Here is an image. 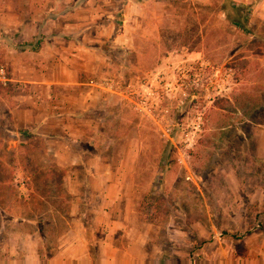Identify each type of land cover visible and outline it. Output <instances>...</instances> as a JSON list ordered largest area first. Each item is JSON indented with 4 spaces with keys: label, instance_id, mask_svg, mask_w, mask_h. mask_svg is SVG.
Masks as SVG:
<instances>
[{
    "label": "rangeland",
    "instance_id": "374dc122",
    "mask_svg": "<svg viewBox=\"0 0 264 264\" xmlns=\"http://www.w3.org/2000/svg\"><path fill=\"white\" fill-rule=\"evenodd\" d=\"M120 3L95 0L89 10H72L90 19L76 35L110 22L108 40L97 43L106 53L102 104L79 110L75 131L121 181L137 215L129 236L149 237L148 257L136 264H222L220 238L236 227L232 235L241 238L263 226L257 199L264 161L236 139L230 146L226 133L240 126L242 111L264 114V0H127L118 14ZM9 9L0 0L7 78L8 44L17 43L15 31L3 26ZM243 15L247 30L231 23ZM23 90L0 82V264H34L37 251L52 264L47 258L66 231L65 212L77 202L65 194L67 179L83 177L54 162L48 137L20 135L10 110L19 108ZM168 151L172 165L162 172Z\"/></svg>",
    "mask_w": 264,
    "mask_h": 264
},
{
    "label": "crops",
    "instance_id": "0c3cea01",
    "mask_svg": "<svg viewBox=\"0 0 264 264\" xmlns=\"http://www.w3.org/2000/svg\"><path fill=\"white\" fill-rule=\"evenodd\" d=\"M76 1L79 0H17L12 6L5 0L10 9L3 22L6 30L15 31L17 43L32 40L39 31L44 35L38 50L8 48V78L24 89L18 98L19 108L10 110L11 119L19 130L31 128L48 137L51 144L48 151L54 162L58 166H72L74 170L78 159L65 139L82 140L75 131V126L82 122L76 119V113L96 108L101 99L99 89L107 88L100 81L106 68V53L97 43L108 40L110 24L107 21L95 25L93 34L76 35L74 31L83 29L90 19L74 15L72 10H89L95 0H81L74 6ZM240 131L251 155L264 159V124L247 121ZM99 157L100 154L90 156L86 161L85 186L91 194L87 204L80 201L84 184L66 176V192L77 202L65 212L66 231L47 258L52 264H136L137 259L148 257L149 237L146 232L129 236L130 222L137 215H133L135 212L123 197L121 181L110 174L107 162L99 163ZM257 201L259 206L264 205V194ZM259 217L262 227L241 238L232 235L237 227L233 228L228 238H220V245L215 243L217 251L226 252L222 264H264V213ZM35 233L42 235L39 230ZM120 236L126 240H119ZM42 255V251H37L34 264H44Z\"/></svg>",
    "mask_w": 264,
    "mask_h": 264
},
{
    "label": "trees",
    "instance_id": "16d2710c",
    "mask_svg": "<svg viewBox=\"0 0 264 264\" xmlns=\"http://www.w3.org/2000/svg\"><path fill=\"white\" fill-rule=\"evenodd\" d=\"M81 0H79L78 2L76 1L75 5L74 6H77V4L80 2ZM127 0H121V3L119 4L120 7L118 6L117 8V12L118 14L121 12V7L123 6V4L126 2ZM138 3H142V1L144 0H134ZM233 4V8L235 9H241L243 8V6H240V5H236L234 3ZM73 7H70L69 9H71ZM243 22H240L239 19H232L231 20V23L234 24L235 26L241 28V29H244V30H247L248 25H249V22H248V17L247 15H243ZM119 22V20H118ZM117 29V27H115ZM44 38V35L39 31L33 38L32 40H29V41H24V42H19V43H16V44H8L10 45L11 47H14L18 50H26V49H29V50H38L40 48V43L42 41V39ZM7 90H11V85L8 84L7 87ZM102 104V100L100 99V101L98 102V105L96 107L100 108ZM241 114L245 117L243 119H241V121L239 122V127L235 126L234 129H231L230 133L228 131H225L224 134L226 132H228V134L226 133V136L228 135L229 138L228 139H232L230 141V146L231 144L235 143L236 141L233 140V139H236L237 141L240 142L241 146L243 145H249V144H246L245 141L242 139V134L240 133L241 131L240 130H244L245 127H246V123L247 121H253V122H256V123H261L262 119L260 118V116H264V114L262 113V111H252V112H248V111H242ZM20 135L25 137V135L27 134H31L32 135H35L36 138H45L46 136L44 135H40L38 133H35V130H32V129H21L19 131ZM65 141L68 143V145L70 146V148L72 149V151L74 152V154L76 155L77 159H78V164L76 165L78 169V171L81 172V176L83 177V179H80L82 185H83V193H82V202L84 204H87L88 201H89V198L91 196L89 190L86 188L85 185L88 184L87 182V177H88V168H87V165H86V161L89 159L90 156H94V155H97V154H100L98 151H93L94 149L91 147V143L89 141H86V140H81V139H68L66 138ZM93 149V150H92ZM170 153L169 151L166 153V155L164 156V159L162 160H165L167 159L168 161V158L170 157ZM261 161H264V159H261ZM171 163L168 161L167 162V165H166V168L165 169H162V172L168 170L169 168H171ZM24 171L28 174H31L32 175V172H31V169L29 167H24ZM49 172V171H48ZM30 179V178H29ZM30 183V181H28V184ZM66 196L69 197L68 193H65ZM86 207V206H85ZM84 207V208H85ZM154 220L152 219L151 222H153ZM38 225L42 224V221L41 219L40 220H37L35 221ZM47 224V222H44V225ZM41 232V231H39ZM44 232V231H42ZM41 232V234H42ZM45 233V232H44ZM51 254V253H50Z\"/></svg>",
    "mask_w": 264,
    "mask_h": 264
},
{
    "label": "built area",
    "instance_id": "2783aa9c",
    "mask_svg": "<svg viewBox=\"0 0 264 264\" xmlns=\"http://www.w3.org/2000/svg\"><path fill=\"white\" fill-rule=\"evenodd\" d=\"M9 79L6 76L5 68L3 66L0 67V82L6 83Z\"/></svg>",
    "mask_w": 264,
    "mask_h": 264
}]
</instances>
